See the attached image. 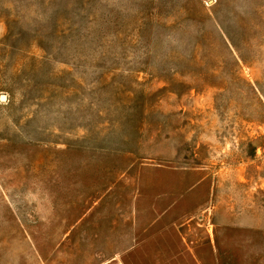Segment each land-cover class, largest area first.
<instances>
[{
	"label": "rangeland",
	"instance_id": "374dc122",
	"mask_svg": "<svg viewBox=\"0 0 264 264\" xmlns=\"http://www.w3.org/2000/svg\"><path fill=\"white\" fill-rule=\"evenodd\" d=\"M0 264H264V0H0Z\"/></svg>",
	"mask_w": 264,
	"mask_h": 264
}]
</instances>
